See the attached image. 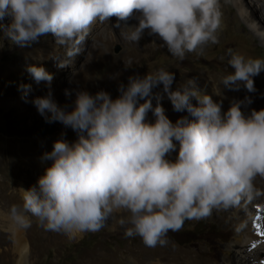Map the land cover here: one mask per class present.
<instances>
[{
    "label": "clouds",
    "instance_id": "9594fccd",
    "mask_svg": "<svg viewBox=\"0 0 264 264\" xmlns=\"http://www.w3.org/2000/svg\"><path fill=\"white\" fill-rule=\"evenodd\" d=\"M112 17L118 27L138 21L122 32L127 41L139 43L147 31L180 61L189 53L204 56L209 45L218 44L223 24L221 0H0V34L10 48L28 49L51 35L65 48L66 59L54 57L60 68L81 53L94 24ZM228 53L233 71L222 78L223 89L243 85L254 92L264 58ZM26 70L37 84L51 85L54 76L42 64ZM175 79L160 68L130 75L115 98L104 89L93 94L78 88L65 89L71 105H60L51 89L33 98L46 122H59L78 138L70 143L62 133L43 153L41 162L51 164L36 184L22 190V204L8 209L12 225L27 229L34 218L45 230L71 238L116 220L126 238L164 247L168 233L185 221L257 194L255 181L264 178V109L246 115L242 101H234L224 111L197 78L173 90ZM161 85L174 111L188 115L175 122L168 117L161 94L154 92ZM21 89L26 99L32 86ZM213 93L221 96L215 88Z\"/></svg>",
    "mask_w": 264,
    "mask_h": 264
},
{
    "label": "rangeland",
    "instance_id": "374dc122",
    "mask_svg": "<svg viewBox=\"0 0 264 264\" xmlns=\"http://www.w3.org/2000/svg\"><path fill=\"white\" fill-rule=\"evenodd\" d=\"M252 1L255 0H229L227 3L221 0V12L227 21L220 32L219 43L209 45L204 56L189 53L183 61L173 57L162 42L148 35L147 31L139 43L127 41L120 34L119 27L112 26V18L107 22L112 26L109 35L113 41L109 46L102 44L109 56L100 60L97 50L88 45L92 39L89 34L81 46V53L65 68L58 67L55 59H66L65 48L57 45L51 35L42 37L31 48L20 50L10 48L8 41L0 34V264H19L21 257L18 231L9 225L8 209L13 204H22V190L36 184L51 164V161L41 162L40 158L45 151H51L54 141L62 133L70 143L78 138L76 132L59 122H46L31 100L47 95L51 89L53 98L60 105H71V100L65 96L67 88L87 89L93 94L104 89L115 98L119 95V84H127L130 75L138 73L143 76L160 68L176 75L172 89L180 87L186 78L199 79L208 75L224 77L233 71L228 64L229 49L246 57L264 58V10L254 9ZM131 22L138 23L135 19ZM96 24L98 26L100 22ZM116 58L128 61L129 68L122 75L118 68H112ZM30 64H42L53 74L50 86L47 82L36 83L26 70ZM254 81V92H248L241 85V89L252 98V107L255 104L264 105V71L254 77ZM26 84H30L32 89L25 99L21 86ZM154 92L161 94L159 103L173 122L188 115L186 111H174L162 85ZM157 102L153 98V106ZM148 119L155 121L152 112H149ZM42 124L47 126L50 134L36 133ZM177 155L178 149L171 158L175 159ZM247 203L252 206L248 213L256 215L257 230L264 235V211L256 210L257 206L264 208V195L261 197L257 193L250 200L247 199ZM241 207L239 203L227 209H213L208 217L185 221L179 231L168 233L169 243L163 248L179 256L199 254L203 261L201 264H235V245L243 241L244 232L248 235L253 231L251 224L242 222ZM234 218L237 220L234 221ZM113 224H107L96 233L78 234L70 238L45 230L33 218L31 227L22 230L30 244L27 264H81L95 252L120 255L124 264H140L137 259L133 263L126 260L125 250L145 246L143 240L140 237L126 238L124 228L118 223ZM258 258L262 261L264 255L259 254Z\"/></svg>",
    "mask_w": 264,
    "mask_h": 264
},
{
    "label": "bare ground",
    "instance_id": "6f19581e",
    "mask_svg": "<svg viewBox=\"0 0 264 264\" xmlns=\"http://www.w3.org/2000/svg\"><path fill=\"white\" fill-rule=\"evenodd\" d=\"M251 4H252V7L256 10H259V11L264 10V0H255L254 2L252 1ZM226 21H227V17L222 15V22H223L222 28H225ZM127 23L129 25L134 24L131 22V20L128 21ZM113 25H117L116 17H112V26ZM129 25L124 24L123 22H120V26H119L120 34H122V32L128 31ZM112 26L108 25V22L100 23V25L98 26L97 24H94L90 31V34L92 35L91 37L92 39L89 40L88 45L91 48L97 50L96 52L100 60L106 59L109 56V53H107L106 50L102 47V44L109 46L111 44L110 42L113 41V38H111L109 35V32H111L110 28ZM125 65H129L128 61H119L118 58H116L112 62V68L114 69L118 68L119 73H121L120 75H122L123 71H126ZM222 78L223 77L221 76L208 75V76L199 78L198 83L201 88H204L207 92L212 93L214 99H216L217 101H222V108L224 111H227L234 101H242L241 107L246 115L250 114L253 109L255 110L264 109V105H261V104H255L252 107V98L243 89H241V87L239 90L223 89V85L221 84ZM188 79L190 78H186L184 82L187 81ZM213 88L219 91L221 93V96H216L213 93ZM248 97L251 98L250 103L248 99H246ZM255 186L256 188H258L259 190L258 193L262 197L264 195V191H263L264 178H257V180L255 181ZM244 199H242L240 202L242 204L241 211H240L241 217L243 218L242 222L243 223L248 222L249 224H251L253 231L251 233H248V235H246L244 232L243 241L235 245V256H234L235 264H264V259L262 261L258 260L259 254L264 255V235L260 234L256 228V224H255L256 220H254V217H256V215L255 214L250 215L248 213L249 212L248 209L252 207L249 203H247L248 198H244ZM256 210L264 211V208L257 206ZM248 219H251V220L248 221ZM233 220L235 221L237 219L234 218ZM111 222L114 223L113 224L114 226L117 225L115 224L117 223L116 220H109L108 224ZM9 225L15 228L12 225L10 219H9ZM17 231H18L17 237H18V241L20 245L19 250H20V255H21L19 264H27L28 255L30 253V244L27 240H25V237L23 236L24 231L22 230H17ZM52 235L55 236V234L53 233ZM166 250L167 249H164L163 247H160V246L148 247L145 245V246H139V247H129L125 250V252H127V256L125 259L128 261H132V263L135 262V260L137 259V261L140 264H201V262L203 263V261H201L202 259L200 260L199 254L192 255V256L191 255H182V256L180 255L179 256L176 253L167 252ZM120 257H121L120 255H111V254H107L103 252L102 253L95 252L90 258H88L86 261H83L81 264H124L121 261ZM189 260L190 262L188 263L187 261Z\"/></svg>",
    "mask_w": 264,
    "mask_h": 264
},
{
    "label": "trees",
    "instance_id": "16d2710c",
    "mask_svg": "<svg viewBox=\"0 0 264 264\" xmlns=\"http://www.w3.org/2000/svg\"><path fill=\"white\" fill-rule=\"evenodd\" d=\"M37 134L46 135L50 134L51 132L48 131V128L45 124H42L40 127H38V130L36 132Z\"/></svg>",
    "mask_w": 264,
    "mask_h": 264
},
{
    "label": "water",
    "instance_id": "95a60500",
    "mask_svg": "<svg viewBox=\"0 0 264 264\" xmlns=\"http://www.w3.org/2000/svg\"><path fill=\"white\" fill-rule=\"evenodd\" d=\"M118 49H119V48L117 47V48H116V51H118Z\"/></svg>",
    "mask_w": 264,
    "mask_h": 264
},
{
    "label": "snow or ice",
    "instance_id": "6c2138e0",
    "mask_svg": "<svg viewBox=\"0 0 264 264\" xmlns=\"http://www.w3.org/2000/svg\"><path fill=\"white\" fill-rule=\"evenodd\" d=\"M254 246V245H253Z\"/></svg>",
    "mask_w": 264,
    "mask_h": 264
}]
</instances>
